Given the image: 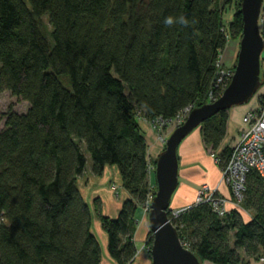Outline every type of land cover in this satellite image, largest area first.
I'll return each mask as SVG.
<instances>
[{"label":"trees","instance_id":"trees-1","mask_svg":"<svg viewBox=\"0 0 264 264\" xmlns=\"http://www.w3.org/2000/svg\"><path fill=\"white\" fill-rule=\"evenodd\" d=\"M241 2L0 0V94L28 104L24 114L10 110L0 132V264H102L93 213L78 187L83 147L91 174L102 177L115 167L127 195L114 219L94 201L109 258L135 261V214L156 192L137 115L166 125L207 104L210 93L222 95L230 81L217 87V65L229 42L241 37ZM262 88L263 59L257 93ZM228 120L229 110L196 128L220 170L231 155L222 147ZM172 224L200 264L258 260L264 255V179L250 171L240 209L224 217L207 204L192 205ZM151 244L149 231L148 253Z\"/></svg>","mask_w":264,"mask_h":264},{"label":"water","instance_id":"water-1","mask_svg":"<svg viewBox=\"0 0 264 264\" xmlns=\"http://www.w3.org/2000/svg\"><path fill=\"white\" fill-rule=\"evenodd\" d=\"M263 0H242V33L230 83L214 102L193 109L186 121L174 129L155 162V196L147 214L152 244L151 264H200L198 258L181 243L169 219V209L178 187V148L181 142L205 121L220 112L249 103L260 87L264 38L260 32Z\"/></svg>","mask_w":264,"mask_h":264},{"label":"crops","instance_id":"crops-1","mask_svg":"<svg viewBox=\"0 0 264 264\" xmlns=\"http://www.w3.org/2000/svg\"><path fill=\"white\" fill-rule=\"evenodd\" d=\"M261 18L264 19V7L262 8ZM263 65H264V52L262 55ZM230 68V67H228ZM264 95V88H262L257 95L251 99V101L243 105L242 107H235L229 110V120H228V129H227V136L223 142L222 147L229 146L231 147L236 139V135L238 130L241 127V118L243 115L250 109L255 108L258 105V98L259 96ZM235 127V134H230L229 126ZM152 138V143L148 142L149 150H156L157 144H153L154 137H152V133H147ZM156 145V146H155ZM151 147V148H150ZM178 161H179V172H178V187L173 195L174 200L170 204V210L176 211L180 209H186L191 207L195 203L196 194L199 190L200 186L203 184H207L212 189L218 188L219 192L225 198H229V193L227 188L221 184V171L218 168L215 160L206 152L205 147L203 145L200 131L196 129L192 134L187 136L180 144L178 151ZM105 169L103 176L107 175H115V171L113 169ZM93 175L91 172L86 175L84 174L78 180V187L80 189L81 195L83 196L84 200L86 195H88V191L90 190V185L92 184V177ZM107 177V176H106ZM114 184V183H113ZM87 191V192H86ZM97 194V193H96ZM172 197V198H173ZM90 203H86L90 210L93 213L94 219L92 224V232L96 239L98 240L100 247H101V254H102V264H114L113 261L109 258L107 252V235L102 230L101 224L94 214V201L96 199L100 200V211L103 216L109 218H116L122 203L109 205L103 203L101 199L95 194H89L87 197ZM136 220V232H135V246L137 242V234L139 228H144L145 235L142 238V248L138 251L137 247V255L135 261L132 264H135L137 260V264H151V259L149 257V253L146 250V238L149 232L148 222H147V213L144 209L139 208L135 214ZM138 258V259H137ZM245 264H259L258 260L251 259V258H244ZM202 264H210V263H202Z\"/></svg>","mask_w":264,"mask_h":264},{"label":"built area","instance_id":"built-area-1","mask_svg":"<svg viewBox=\"0 0 264 264\" xmlns=\"http://www.w3.org/2000/svg\"><path fill=\"white\" fill-rule=\"evenodd\" d=\"M259 26L261 35L264 38V19H260ZM217 67L219 75L217 87L222 88L228 80H231L233 70L230 68H222L219 63ZM208 100V103L217 100L214 99L213 92L209 94ZM191 111L192 108L186 109L174 120L178 125L177 127L186 121ZM152 123L158 124L159 126L165 125L162 121ZM165 141L166 138L164 137L162 142L165 144ZM230 150L231 155L229 160L225 167L220 170L221 184L227 188L229 198L220 195L218 188L212 189L207 184H203L197 191L195 203L193 204V206L207 204L219 217H224L231 209H240L245 192L246 177L250 171H256L264 179V96L261 103H258L255 108L248 110L241 118V127L237 132L236 139L230 147ZM211 157L218 164V160L214 156ZM153 169L155 170V167L149 166V173ZM111 190L114 194L118 195L116 185H112ZM152 200L153 198L150 196L144 208V211L147 213L150 210ZM187 209L171 211L169 216L171 223L173 220L179 218ZM258 263L264 264V255L259 257Z\"/></svg>","mask_w":264,"mask_h":264},{"label":"rangeland","instance_id":"rangeland-1","mask_svg":"<svg viewBox=\"0 0 264 264\" xmlns=\"http://www.w3.org/2000/svg\"><path fill=\"white\" fill-rule=\"evenodd\" d=\"M262 7H264V0H263ZM230 18H231V12L228 13V15H226V21L228 22L230 20ZM43 25H44V28L46 29V31L50 32V27L48 24L47 17L43 18ZM239 41H240V39H237L234 44L231 43L232 41L229 42V46H228L227 50L220 57V66L222 68H223V66H222L223 64H227L228 66H230V69H232L234 71V66L236 63L237 53H238V49H239ZM227 69H228V67H227ZM263 73H264V65H263ZM239 107H242V106H239ZM10 110H12L14 113H17V114H24L28 110V104L24 101H21L15 97L11 96L10 93H8V92H4V93L0 94V132L4 129L6 115ZM137 116H138V122H139L141 129L143 130L148 142L152 143V138L147 133H152V137H154L153 144L154 143L157 144L156 150L152 151V150L148 149V154H149L150 161H151L149 164H150V166H152L154 168L155 167L153 165L154 160L157 159V157L161 154L162 150L164 149V142H162V139H164V137L167 139L168 136L171 134V132L174 129H176L178 125H177L176 121H173L170 124L168 123L169 125H167V126H165V125L159 126L158 124H153L152 122L146 121L144 119V117L142 116V114L138 113ZM229 129H230L231 135H232V133L235 134V127L234 126H232V125L229 126ZM149 146L150 145H148V148H149ZM83 150H84V153L86 156V167H85L84 174L88 175L91 171V163L92 162H91V158H90L89 154L87 153V151L84 147H83ZM107 169H110V170L113 169L115 171V175L114 176H113V174L108 175V172H107V175H106L107 177L106 176H104V177L92 176L93 177L92 178V184L93 185H90V190L88 191V195L89 194H92V195L95 194V197L98 196L101 199V201H103V203H106L109 205L122 203V201L127 198V195L121 188V182H120V177H119L118 171L116 170L115 167L107 168ZM178 172H179V170H178ZM153 174H154V169L152 170V172L149 175V182L151 185H153V182H154L153 181L154 180ZM112 185H116V187L118 188V195L114 194L112 192V190H111ZM88 195H86V197H85L86 203H90L87 199ZM220 195H222V194L220 193ZM173 200H174V197L172 198V202H173ZM242 214H243L242 216H243L244 221H247L250 218V216L243 211H242ZM93 219H94V216H93ZM144 235H145L144 228L140 227L138 230V234H137L138 240L136 242V247H137L138 251L142 248L143 244H142L141 240H142ZM146 250H147V248H146ZM137 263L138 262L136 260L135 264H137Z\"/></svg>","mask_w":264,"mask_h":264},{"label":"clouds","instance_id":"clouds-1","mask_svg":"<svg viewBox=\"0 0 264 264\" xmlns=\"http://www.w3.org/2000/svg\"><path fill=\"white\" fill-rule=\"evenodd\" d=\"M178 22L181 23V24H183V23H185V20H184L183 17H180V18L178 19ZM165 23H166L167 25H172V24H173V18H172V17H168V18H166Z\"/></svg>","mask_w":264,"mask_h":264}]
</instances>
